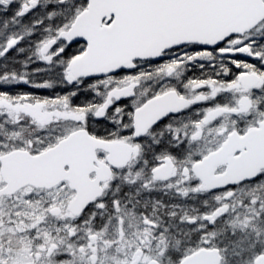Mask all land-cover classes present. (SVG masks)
<instances>
[{
	"label": "snow or ice",
	"instance_id": "snow-or-ice-1",
	"mask_svg": "<svg viewBox=\"0 0 264 264\" xmlns=\"http://www.w3.org/2000/svg\"><path fill=\"white\" fill-rule=\"evenodd\" d=\"M0 264H264V0H0Z\"/></svg>",
	"mask_w": 264,
	"mask_h": 264
}]
</instances>
